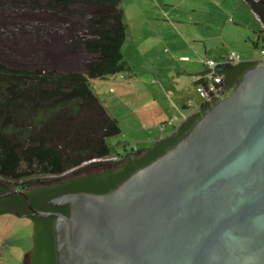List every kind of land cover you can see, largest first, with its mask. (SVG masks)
I'll use <instances>...</instances> for the list:
<instances>
[{"label": "water", "instance_id": "obj_1", "mask_svg": "<svg viewBox=\"0 0 264 264\" xmlns=\"http://www.w3.org/2000/svg\"><path fill=\"white\" fill-rule=\"evenodd\" d=\"M216 99L111 190L41 201L65 213L35 208L27 189L0 198L53 219L57 264H264V61Z\"/></svg>", "mask_w": 264, "mask_h": 264}, {"label": "rangeland", "instance_id": "obj_2", "mask_svg": "<svg viewBox=\"0 0 264 264\" xmlns=\"http://www.w3.org/2000/svg\"><path fill=\"white\" fill-rule=\"evenodd\" d=\"M46 1L0 0V62L30 71L84 73L94 57L86 52L81 41L92 38L99 16L111 11L83 4L51 9L46 7ZM121 3L128 30L131 29L124 55L135 75L119 74L89 81L110 116L119 117L122 131L105 140L112 154L104 161H117L131 149H143L151 127L156 134L164 122L167 131L161 134L171 131V123L180 115L178 108L168 105L169 101L172 104L174 100L178 105L183 100L194 105L202 101L193 78L179 73L182 64L186 68L194 64L202 72L206 59L219 60L220 55L231 52L258 60V52L250 40H255L256 35L263 37L259 19L244 0H121ZM170 55L175 58L185 55L190 62L169 60ZM124 77L132 79L123 80ZM148 80L154 85H150L151 89L145 85L146 90L143 82ZM158 84L168 96L166 105L162 104L166 100L156 95L162 93ZM111 85L115 86L113 92H109ZM116 93L136 106H131L132 114L125 107L121 109L120 101L113 97ZM192 108L191 114L198 109ZM135 112L141 116L140 124L134 119ZM32 237L29 218L1 214L0 241L4 246L0 247V264H20L31 247Z\"/></svg>", "mask_w": 264, "mask_h": 264}, {"label": "trees", "instance_id": "obj_3", "mask_svg": "<svg viewBox=\"0 0 264 264\" xmlns=\"http://www.w3.org/2000/svg\"><path fill=\"white\" fill-rule=\"evenodd\" d=\"M60 8L68 3L97 6L111 12L102 14L92 38L82 39L94 59L83 72H56L8 67L0 62V193L16 189L27 192L33 204L67 192L104 193L122 182L181 139L193 123L218 99L203 102L170 135L156 139L151 147L126 152L117 161H104L112 154L105 142L121 134L93 92L89 81L105 80L135 72L123 56L128 27L121 0H55ZM259 19L264 40V0H244ZM258 43H254L256 48ZM257 61L219 65L223 95L229 93L241 75ZM86 164V167L83 165ZM93 170L92 172H84ZM47 177V178H45ZM17 209L26 214L20 195L0 198V215ZM35 243L43 264H57L51 223L39 230L34 218ZM50 220V219H48ZM51 221V220H50ZM41 232V234H38ZM37 235H39L37 237Z\"/></svg>", "mask_w": 264, "mask_h": 264}, {"label": "crops", "instance_id": "obj_4", "mask_svg": "<svg viewBox=\"0 0 264 264\" xmlns=\"http://www.w3.org/2000/svg\"><path fill=\"white\" fill-rule=\"evenodd\" d=\"M121 5H122V3H121ZM121 8L123 9V7L121 6ZM123 11H124V14H125V10L123 9ZM128 35H130V37H131V29L129 28V30H128ZM260 36H258V35H256V37H255V40H250V42L252 43V45H253V47H254V43H260ZM127 43V42H126ZM179 45H183V43H178ZM207 46L204 44V48H205V51L207 50V48H206ZM254 49H256L255 47H254ZM238 54L241 56V54L238 52ZM229 55V53H226V54H222V55H220L219 56V60H214V61H216V62H221V61H223L227 56ZM123 56H124V58H125V55H124V49H123ZM169 57V60H177V61H180V62H187V63H189L190 62V60L189 59H187V56H185V55H180L178 58H175L173 55H170V56H168ZM208 59H210V58H208ZM241 59L243 60V61H253L252 59H248V58H242V56H241ZM195 61H197V60H195ZM200 63L201 64H203V61H200ZM191 66V65H190ZM190 66H188V68H186L187 67V65L185 66L184 64H182V66L180 67V72L179 73H182V74H185L186 76H188V77H190V78H193V83L195 84V81H194V78H195V76H197V75H199V74H202V73H204L205 72V69L206 68H204V71H202V72H200V69H196L195 68V66H194V64H193V66L192 67H190ZM205 67V66H204ZM161 72V71H160ZM130 79H132V78H129L128 79V77H124L123 78V80H130ZM155 81H156V83L158 82V79H155ZM113 85V84H112ZM111 85V88H110V90H109V92H113L114 90H115V86H112ZM145 85H147L148 86V89H151V86L150 85H154L153 84V82H150V80H148L147 82H143V88L144 89H146L147 90V88H146V86ZM160 84H158V87H160L161 88V91H162V93L161 94H159L158 92H156V95L158 96V97H161V98H163L164 100H166V101H164L162 104H164V105H166L167 103H168V96L167 95H164L165 94V92H164V90H163V87L160 85ZM196 85V84H195ZM116 86H117V84H116ZM136 86V85H135ZM118 87L119 88H122L121 86H119L118 85ZM174 95V94H173ZM165 96V97H164ZM179 96H181V95H179ZM115 99H116V102L117 101H120V103H121V109H122V107H125V108H127L128 110H131V114H132V112H133V108H136V106H134V105H130V104H128L127 103V100H126V98H125V96H121L120 94H118V93H116L114 96H113ZM121 98H123V99H121ZM153 99H155V98H153ZM159 99V98H158ZM177 100H178V98H177ZM156 102V101H155ZM200 104V102H197L195 105L194 104H189L188 102L186 103V102H184V100H183V104H179L178 105V103L177 102H175L174 100H173V102H172V104L170 103V101H169V103H168V105H170V106H174V107H176V108H178L179 109V115H180V117H175V121L177 120V123L174 121V122H172L171 123V125H172V130L171 131H168V132H166V134H161L162 132H165V131H167V127H166V125L164 126V128L163 129H160L161 128V126L162 125H164L165 123L163 122L160 126H159V129H158V132L155 134V132H154V130L152 129V127L149 129V131H148V140H146L147 142L143 145V148H146V147H148V145H150V143L151 144H153L154 142H155V140L156 139H160V138H163V137H165V136H167V135H170V134H172L179 126H180V124L188 117V116H190V114L192 113V111H193V109L194 108H192V106H194V107H197L198 105ZM133 108H132V107ZM191 106V107H190ZM189 107H190V109L191 110H189L190 111V113L189 114H187V109H189ZM136 111V110H135ZM136 114L134 115V119H135V121L136 122H138L139 124L142 122V121H140L141 120V116H140V114L138 115L137 114V112H135ZM113 117V116H112ZM116 117L117 118H119L117 115H116ZM115 118V117H114ZM117 118H115L117 121H118V123H119V120L117 119ZM143 126V125H142ZM145 129V128H144ZM140 147H142V146H140ZM133 148H134V146H133ZM136 150H139V149H142V148H135ZM0 244H1V246L0 247H2V246H4V243H2L1 241H0Z\"/></svg>", "mask_w": 264, "mask_h": 264}, {"label": "built area", "instance_id": "obj_5", "mask_svg": "<svg viewBox=\"0 0 264 264\" xmlns=\"http://www.w3.org/2000/svg\"><path fill=\"white\" fill-rule=\"evenodd\" d=\"M258 52L259 59L253 61H264V40L261 38L260 43L256 47ZM241 56L237 53H229V55L221 62H216L213 59H206L204 65L206 66L205 72L195 76L194 81L196 84V92L201 98L199 106L203 102H211L223 94L224 89L220 86L222 82V76L217 74L215 68H218L219 65L224 64H237L242 62ZM197 109V110H198ZM164 128V125L161 129Z\"/></svg>", "mask_w": 264, "mask_h": 264}, {"label": "flooded vegetation", "instance_id": "obj_6", "mask_svg": "<svg viewBox=\"0 0 264 264\" xmlns=\"http://www.w3.org/2000/svg\"><path fill=\"white\" fill-rule=\"evenodd\" d=\"M57 3L55 0H47L46 1V7L47 8H51V9H59V10H63V9H65V8H67L68 6H70V5H74V4H79V3H68L67 5H66V7H59V6H56V5H54L55 3ZM36 188H39L40 186H35ZM35 187H30L29 189H27V192L30 190H32V189H34ZM32 203V202H31ZM32 205L35 207V208H37V209H45V210H50V211H56V212H63V213H65L66 212V208H49V207H47V206H44L43 204H41V201L40 202H38L37 204H33L32 203ZM25 207H26V209H27V213L26 214H19V212H18V214L19 215H27L29 212H30V210L27 208V206H26V204H25ZM13 210H15V209H13ZM17 210V209H16ZM18 211V210H17ZM11 214H14V213H11ZM19 215H17L18 217H19ZM27 218H29V217H27ZM30 220H31V222H32V226H33V237H32V244H31V247H30V249L26 252V253H24V255H23V258H22V260H21V262H20V264H43V262H42V260L40 259V257H39V251H38V249H39V245H37L36 243H35V238H34V234H35V227H36V221L34 220V218H29ZM39 219H41V218H39ZM48 219H50V220H48ZM51 223V226L53 227V219L52 218H45V219H42V221H39L38 222V227H39V230H42L43 229V226L46 224V223ZM38 234H41V232H39ZM39 235H37V237H38ZM54 237V236H53ZM54 241V240H53ZM54 243V242H53Z\"/></svg>", "mask_w": 264, "mask_h": 264}]
</instances>
